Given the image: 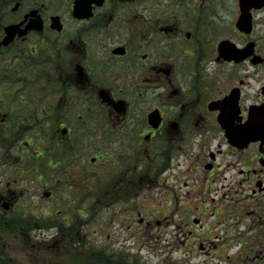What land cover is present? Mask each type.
I'll return each mask as SVG.
<instances>
[{"label":"flooded vegetation","instance_id":"af4514ba","mask_svg":"<svg viewBox=\"0 0 264 264\" xmlns=\"http://www.w3.org/2000/svg\"><path fill=\"white\" fill-rule=\"evenodd\" d=\"M231 3L0 0V76L8 83L0 85V126L13 138L10 147L0 144V219L15 236H51L58 206L79 203V213L82 201L103 200L100 187L108 201H126L147 229L151 218L129 201H144L148 165L153 180L172 186L169 163L187 152L204 185L229 178L222 162L229 154L239 242L264 253V138L244 134L245 126L264 124V43L256 37L264 5L244 18L241 0ZM22 126L40 142L29 158L13 154ZM196 189L203 192L185 191ZM34 195L46 201L40 211ZM100 226L84 253L92 260L103 247ZM105 264L132 263L107 257Z\"/></svg>","mask_w":264,"mask_h":264},{"label":"rangeland","instance_id":"374dc122","mask_svg":"<svg viewBox=\"0 0 264 264\" xmlns=\"http://www.w3.org/2000/svg\"><path fill=\"white\" fill-rule=\"evenodd\" d=\"M231 1L234 0H227V4L233 7ZM234 10L236 11V7ZM263 15L259 14V22L256 25L258 31L256 37L262 43H264ZM231 19L232 16L228 13L227 23ZM1 84H8L4 75L0 76ZM15 131L14 137L20 139V142L16 143L13 154L21 155L19 158H29L40 145V142L32 137L37 131L28 126L18 127ZM30 137L32 138L27 143L25 138L29 140ZM12 140V135L5 134L0 126V144L10 147ZM230 158L231 156L227 154L222 159L226 167L225 175L229 178L226 180L221 176L214 180L209 179L204 185L202 180L196 179L203 169L199 164L192 163L187 152H179L178 158H173L169 163L168 182L176 183L172 186L161 180H153L152 176L156 177L157 173L150 172L148 165L144 169L146 189L143 196H140L142 191L138 195L144 197V201H129L131 204H139L137 209L142 216L146 219L151 218L152 225L147 224L149 226L147 229L139 222V214L127 213L125 208L129 205L126 201H108L107 189L100 187L97 197H102L103 200L82 201V210L81 207L78 208L79 213H76L79 203L65 201L59 205L61 212L57 213V217L50 222V228L46 229L52 233L51 236L44 239L36 236H15L10 228L4 225L0 229V246L6 250L7 256L19 264H105L107 257L115 261H129L132 264H264L263 252L256 251L254 246H242L243 243L239 242L245 238L244 235L237 233L235 221L237 190L234 189L235 177H231L235 170L227 167ZM188 165L197 172L191 173L190 168V172L186 173ZM176 174H179L177 178ZM223 184L225 187H222ZM162 185L166 188H162ZM194 187L202 188L203 192L200 189L193 192L185 191ZM130 194L133 195L134 192L130 190ZM167 197L168 200L171 198V201H166ZM29 199L37 201L39 196L34 195ZM29 202L31 201L27 203ZM43 203L46 205V201L35 203L36 211L42 210ZM170 203L173 205L172 211L169 208ZM161 211H168L169 217L161 218L163 216ZM152 214L160 217L163 220L162 224H157L155 221L157 217ZM197 217L200 222L195 224L193 219ZM97 224H101L102 227L98 229L96 239L103 247L92 254L94 259L92 260L86 256L87 254L89 256L87 250L93 242L92 232ZM65 225L67 230H64ZM59 226L62 227V232L57 233ZM239 229L243 230L242 227ZM68 235L71 237L67 239L68 242H72L71 247L64 241ZM87 238L89 244L85 248L81 246V242L87 243ZM201 242L205 244V248L200 247Z\"/></svg>","mask_w":264,"mask_h":264},{"label":"water","instance_id":"95a60500","mask_svg":"<svg viewBox=\"0 0 264 264\" xmlns=\"http://www.w3.org/2000/svg\"><path fill=\"white\" fill-rule=\"evenodd\" d=\"M241 4H242V10H243V17H250V12H249V9L252 7V6H256V7H262L264 5V0H241ZM4 42H7L4 41ZM258 130V135H260L262 132L261 131H264V125L263 124H258V125H248L245 129V131L250 132L251 134V131L252 130ZM231 136L233 139H235L236 137V133L235 131H232L231 133Z\"/></svg>","mask_w":264,"mask_h":264},{"label":"trees","instance_id":"16d2710c","mask_svg":"<svg viewBox=\"0 0 264 264\" xmlns=\"http://www.w3.org/2000/svg\"><path fill=\"white\" fill-rule=\"evenodd\" d=\"M4 225L5 223L0 219V229H1V226H4ZM5 251L6 250H3L0 246V264H19L14 259L7 256Z\"/></svg>","mask_w":264,"mask_h":264}]
</instances>
